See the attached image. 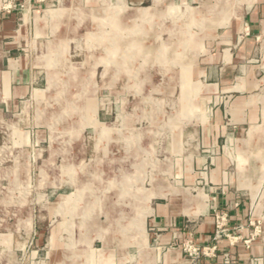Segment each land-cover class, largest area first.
<instances>
[{"label": "rangeland", "instance_id": "rangeland-1", "mask_svg": "<svg viewBox=\"0 0 264 264\" xmlns=\"http://www.w3.org/2000/svg\"><path fill=\"white\" fill-rule=\"evenodd\" d=\"M39 1L45 31L31 51L45 91L0 129V264H154L160 233L151 240L147 225L154 192L194 187L197 145L221 101L194 96L187 81L235 2ZM236 139L227 129L223 151L234 158ZM211 151L207 169L218 156ZM235 159L229 185L242 168ZM260 174L252 200L241 192L227 208L211 209L212 243L188 232L175 245L191 264H242L244 252L250 264H264V253L253 254L264 229Z\"/></svg>", "mask_w": 264, "mask_h": 264}, {"label": "crops", "instance_id": "crops-1", "mask_svg": "<svg viewBox=\"0 0 264 264\" xmlns=\"http://www.w3.org/2000/svg\"><path fill=\"white\" fill-rule=\"evenodd\" d=\"M39 2L0 0V129L10 125L11 112L19 107L27 108L28 103L35 104L39 100L37 96L45 91L39 86L47 77L40 71L41 61L31 51L32 43L36 44L45 31ZM233 2L234 15L228 22L220 21V27L212 35L205 52H201L187 81L192 83L194 96L200 94L221 100L215 107L216 123L203 129L197 145L201 150L196 153L191 174L194 187L180 184L169 196L162 191L154 192L153 196H159L158 201L147 213V225L152 231L149 238L154 239L155 231L160 233L154 264H191L181 247L175 245L188 232L193 233L198 242L212 243L214 219L211 209L227 208L241 192L252 200L257 192L254 179L264 170V0ZM19 3H24L23 11L11 6ZM223 100H226L225 105ZM224 114L230 127L224 121ZM227 129L237 133L235 141L240 154L236 159L227 150L223 151ZM1 133L0 130V140L3 139ZM37 143V140L33 141V144ZM210 150H216L218 156L207 169ZM232 159L239 161L242 168L237 170L238 180L229 185ZM203 182L211 186L208 191L201 186ZM199 193L204 200L188 203L187 196L193 198ZM246 200L243 207L249 209L251 200ZM261 203L256 208L261 209ZM240 211L241 207L236 211L238 215ZM254 217L258 219L259 214L253 213ZM260 219L264 227V215ZM170 244L174 246L163 252L165 247L162 246ZM262 253L264 229L262 243L253 250L254 255ZM251 256L244 252L242 264H250Z\"/></svg>", "mask_w": 264, "mask_h": 264}, {"label": "bare ground", "instance_id": "bare-ground-1", "mask_svg": "<svg viewBox=\"0 0 264 264\" xmlns=\"http://www.w3.org/2000/svg\"><path fill=\"white\" fill-rule=\"evenodd\" d=\"M225 8V7H224ZM223 22V21H222ZM182 46V45H181ZM177 49V48H176ZM196 54V53H195ZM251 134V133H250ZM130 201H131V198H130ZM128 213V212H127ZM122 216V215H121Z\"/></svg>", "mask_w": 264, "mask_h": 264}]
</instances>
